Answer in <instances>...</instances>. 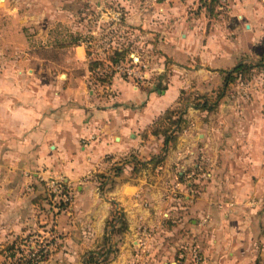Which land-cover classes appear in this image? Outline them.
Returning <instances> with one entry per match:
<instances>
[{"label": "crops", "instance_id": "obj_1", "mask_svg": "<svg viewBox=\"0 0 264 264\" xmlns=\"http://www.w3.org/2000/svg\"><path fill=\"white\" fill-rule=\"evenodd\" d=\"M218 1L0 0L3 264L33 237L50 242L41 264L98 252L93 264H264V70L211 113L188 105L165 160L148 164L164 149L151 128L183 91L215 98L224 72L264 53V0ZM121 42L206 62L161 91L111 67ZM93 59L115 70L111 85L91 84ZM59 179L68 204L50 189ZM116 211L128 230L106 243Z\"/></svg>", "mask_w": 264, "mask_h": 264}, {"label": "trees", "instance_id": "obj_2", "mask_svg": "<svg viewBox=\"0 0 264 264\" xmlns=\"http://www.w3.org/2000/svg\"><path fill=\"white\" fill-rule=\"evenodd\" d=\"M218 0L205 1L206 4L215 5ZM130 55L127 50H115L112 53L113 57L109 58L111 67L115 68L121 64H124L126 58ZM126 65V64H125ZM106 64L104 61H95L90 62V73H91V84H100L111 85L113 78L117 74L114 69L111 72H104L106 69ZM264 70V53L257 58L255 62H249L248 59H242L241 62L232 70V72H224L226 74V80L224 83V89L217 92L216 97H211L208 95L197 96L195 101L198 103L194 104V107L202 112H213L219 106L221 100L223 99L225 92L230 84H236L237 80L246 81L251 79L255 71ZM126 76V75H123ZM92 86V85H91ZM186 93L183 91L181 98L179 100V107L175 110L167 111V113L160 118L151 128V134L153 136L164 138V149L162 154L158 157L153 158L148 164L160 165L169 152L170 148L175 145L177 142L179 134H181L185 128V115L189 105V102H186V105L183 107V96ZM103 182H105L103 180ZM105 183H103L104 185ZM128 230L127 221L125 216L120 212H114L111 220L107 223V235L105 237L106 243L111 242V237L114 234L121 235L122 233ZM18 249L14 247L8 250L9 258L13 260L12 264H41L46 260L47 254H41L39 260H26V259H16ZM106 253L98 252L87 255L86 262L87 264H93L97 262L99 257H104Z\"/></svg>", "mask_w": 264, "mask_h": 264}, {"label": "rangeland", "instance_id": "obj_3", "mask_svg": "<svg viewBox=\"0 0 264 264\" xmlns=\"http://www.w3.org/2000/svg\"><path fill=\"white\" fill-rule=\"evenodd\" d=\"M205 0H200V3H204ZM216 4L220 5L221 1H218ZM215 4V5H216ZM217 5V6H218ZM206 6V4H204ZM73 30V29H72ZM71 30V31H72ZM75 31V30H73ZM73 35H77V32L75 31ZM94 49L95 51L101 50L99 49L101 47H105L107 45H94V47H90V44H87V47ZM192 46H190L191 48ZM205 45L199 46V51L205 50ZM115 48L118 50H127L129 51L130 55L126 58L124 61V64L127 65V67H130L132 71H134V78L135 80L139 82H145L146 84H150L155 86L159 90H164L165 88H168V86L173 82V79L175 76H183L185 75L184 68L188 69V67L191 66V68L198 69L203 66V61L199 58H190L183 59V58H169L168 56H165L163 52L159 50L158 43H150V45L146 44H140V43H131V42H121L120 45H115ZM182 48V46H181ZM186 50H188L189 46L185 47ZM103 51V50H102ZM204 52V51H203ZM91 52L89 55H94V53ZM111 57L112 54H110ZM91 56V57H92ZM93 58V57H92ZM249 62H255L257 61L258 57H255V55H252L251 57H248ZM245 59V58H243ZM94 60V59H93ZM92 61V60H91ZM71 69L80 67L82 70V66L78 65L76 63L72 64V62L69 64ZM73 65V66H72ZM111 65V63H110ZM207 65V64H205ZM112 66V65H111ZM201 69H204L203 67ZM80 71V70H79ZM77 72V68L76 71ZM120 76L124 79H129L128 76H123L124 74L120 73ZM183 96V107L186 105V102H189L190 104H196L198 103L195 101L197 96H211L212 94H202L204 92H193L191 89ZM214 97V96H211ZM189 125V124H188ZM189 128V127H188ZM22 245V241L19 243L18 247ZM7 255H1L0 254V264H3ZM104 259V258H103Z\"/></svg>", "mask_w": 264, "mask_h": 264}, {"label": "built area", "instance_id": "obj_4", "mask_svg": "<svg viewBox=\"0 0 264 264\" xmlns=\"http://www.w3.org/2000/svg\"><path fill=\"white\" fill-rule=\"evenodd\" d=\"M210 1V0H205ZM116 71L127 75L132 76L134 71L131 70L130 67H127L125 64H121L116 67ZM50 189L52 190V194L58 197L61 200V203L68 204L71 200L70 196L66 194V190L64 188V182L62 180H52L50 183ZM50 248V242L45 241L44 239H40L37 237H33L30 240H24L22 245L17 249L16 259H34L39 260L41 254H47Z\"/></svg>", "mask_w": 264, "mask_h": 264}]
</instances>
